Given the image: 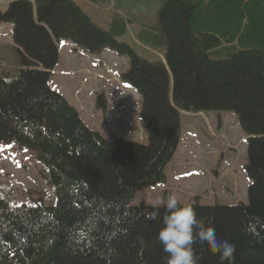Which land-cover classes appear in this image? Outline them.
<instances>
[{"label": "trees", "instance_id": "1", "mask_svg": "<svg viewBox=\"0 0 264 264\" xmlns=\"http://www.w3.org/2000/svg\"><path fill=\"white\" fill-rule=\"evenodd\" d=\"M116 7L109 31L73 0H13L0 13L22 64L18 78L0 76V146L15 145L43 165L56 195L54 206L0 198V264H167L157 239L165 207L131 203L165 183L180 112L209 111L237 114L249 138V204L192 207L235 246L232 264H264V0H117ZM135 22L142 45L166 49L163 62L114 39ZM63 42L130 60L123 80L142 99L149 145L102 138L49 87ZM228 47L236 53L210 56ZM194 248L199 264H221L206 245Z\"/></svg>", "mask_w": 264, "mask_h": 264}, {"label": "rangeland", "instance_id": "2", "mask_svg": "<svg viewBox=\"0 0 264 264\" xmlns=\"http://www.w3.org/2000/svg\"><path fill=\"white\" fill-rule=\"evenodd\" d=\"M12 1L0 0V13H5ZM73 1L101 29L110 30L112 15L118 12L117 0ZM141 28L139 23H129L126 32L114 35V39L130 45L150 62H163L166 49L142 45ZM13 31L12 25L0 24V76L8 79L18 78L22 69ZM60 48L49 87L64 96L83 123L102 138L149 145L141 120V97L123 80L130 71V60L110 51L89 55L65 44ZM235 53L228 47L210 56L224 60ZM248 139L233 112H180L179 143L165 168V183L138 191L131 205L163 207L169 194H175L181 205H248L252 185L246 171ZM0 198L13 206H34L40 201L56 204L46 168L29 153L7 144L0 146Z\"/></svg>", "mask_w": 264, "mask_h": 264}, {"label": "clouds", "instance_id": "3", "mask_svg": "<svg viewBox=\"0 0 264 264\" xmlns=\"http://www.w3.org/2000/svg\"><path fill=\"white\" fill-rule=\"evenodd\" d=\"M163 204L166 215L157 239L167 253V264H199L194 248L198 243L206 245L212 255H218L221 264H232L235 246L217 238L215 230L201 222L191 205H181L175 194H169Z\"/></svg>", "mask_w": 264, "mask_h": 264}, {"label": "bare ground", "instance_id": "4", "mask_svg": "<svg viewBox=\"0 0 264 264\" xmlns=\"http://www.w3.org/2000/svg\"><path fill=\"white\" fill-rule=\"evenodd\" d=\"M128 22V21H127ZM128 24V23H127Z\"/></svg>", "mask_w": 264, "mask_h": 264}]
</instances>
